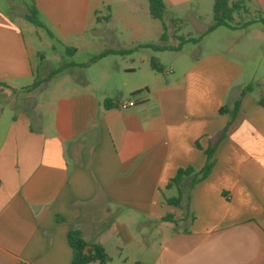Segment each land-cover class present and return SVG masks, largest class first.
Instances as JSON below:
<instances>
[{
  "label": "crops",
  "instance_id": "1",
  "mask_svg": "<svg viewBox=\"0 0 264 264\" xmlns=\"http://www.w3.org/2000/svg\"><path fill=\"white\" fill-rule=\"evenodd\" d=\"M250 1L264 12V0ZM139 2L0 0V264H71L69 230L101 247L104 264H134L130 245L141 264H264V98L236 84L242 68L216 54L161 72L35 66L31 27L55 53L135 51L149 65L212 24V0H162L165 11L190 9L199 27L168 45ZM154 32L179 51L146 47ZM237 101L233 121L219 113ZM214 145L205 179L168 187L178 170H201Z\"/></svg>",
  "mask_w": 264,
  "mask_h": 264
},
{
  "label": "rangeland",
  "instance_id": "2",
  "mask_svg": "<svg viewBox=\"0 0 264 264\" xmlns=\"http://www.w3.org/2000/svg\"><path fill=\"white\" fill-rule=\"evenodd\" d=\"M243 1L245 12L234 15V23L240 24L236 30L221 27L207 37H204L198 44H183L180 53H152L151 57L157 59L161 66H163L162 68H184L182 63L184 57L190 62L195 59H203L210 54H216L242 68V78L236 84L246 88L244 93L250 99L261 100L264 98V26L258 20L264 19V12L250 0ZM139 4L144 9L147 8L146 0H140ZM189 10L187 9V11ZM185 11L184 9L175 11L167 9L164 12L163 24L166 26L168 45L179 44V41L177 42L173 38L174 35L188 36L187 33H192V36H189L193 38L198 36V25L192 23L188 18L189 12ZM202 15L201 20L206 21L208 18L204 14ZM206 15L210 17L211 12L208 11ZM138 16H147V14L139 13ZM152 22L153 24H160L156 20ZM31 28L34 30L33 39L35 40V48L40 55L35 60V66L41 69V72L49 71L50 68L63 69V64L70 65L71 63L79 65L76 68H91L94 64L109 68H150L148 63H140L141 54L135 51L123 55L104 56L92 62L91 60L95 56H89V52L82 49H78L75 54H69L62 49L61 53L60 51L59 53H55L50 47L48 37L44 34V37H41V40H39L35 36V32H40L39 29L35 27ZM26 34L28 36V30ZM152 39L154 44L158 43L159 34L154 32ZM55 47L59 49L57 45ZM65 67L68 68V66ZM139 253V250L130 245L126 247L124 256L128 260L133 259L134 264H141L146 258L145 255L140 256ZM113 259L116 260V258Z\"/></svg>",
  "mask_w": 264,
  "mask_h": 264
},
{
  "label": "trees",
  "instance_id": "3",
  "mask_svg": "<svg viewBox=\"0 0 264 264\" xmlns=\"http://www.w3.org/2000/svg\"><path fill=\"white\" fill-rule=\"evenodd\" d=\"M148 4V12L152 19L162 22L163 28V16L165 11V6L162 0H146ZM212 24L207 28L203 36L210 34L212 31L218 28H227V29H237L240 24L234 23V15L245 12L244 1L243 0H212ZM28 20L36 26H39V22L35 16V13L32 12L31 16L28 17ZM258 22L264 26V19H259ZM247 25V24H246ZM203 36L193 40H187V42H198ZM165 41L164 34L160 38V42ZM185 42V43H187ZM146 47L151 48L154 52H167V51H179L180 46L176 48L162 46L157 44H150ZM106 53H102L98 56H95L92 61L104 57ZM150 68L155 71H162V67L155 58H151L149 61ZM37 87V84H33L30 89ZM239 101L234 104V107L231 111L222 107L219 110L220 114L229 113L231 121L234 120L238 110H239ZM259 105L264 106V100L258 102ZM107 102L104 103V106L107 107ZM224 138V133L221 134L219 139ZM198 147V145L196 144ZM215 150V145L210 146L204 151L205 155V164L201 170L194 172L191 168L185 170H178L175 177L170 181L169 186L179 187L180 182L183 178L194 175V183L200 180L205 179L211 172V169L214 164L213 154ZM177 200L173 203H177ZM67 241L72 250V260L71 264H89V263H99L104 264L108 261V257L104 253V250L99 246H90L88 245L80 236V233L76 230H69L67 234Z\"/></svg>",
  "mask_w": 264,
  "mask_h": 264
},
{
  "label": "built area",
  "instance_id": "4",
  "mask_svg": "<svg viewBox=\"0 0 264 264\" xmlns=\"http://www.w3.org/2000/svg\"><path fill=\"white\" fill-rule=\"evenodd\" d=\"M133 106H134V103L132 101H128V102H122L119 105V108L122 109V110H125V109L133 107Z\"/></svg>",
  "mask_w": 264,
  "mask_h": 264
}]
</instances>
